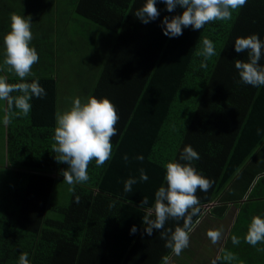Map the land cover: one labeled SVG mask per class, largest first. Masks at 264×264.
Returning <instances> with one entry per match:
<instances>
[{"label": "trees", "instance_id": "16d2710c", "mask_svg": "<svg viewBox=\"0 0 264 264\" xmlns=\"http://www.w3.org/2000/svg\"><path fill=\"white\" fill-rule=\"evenodd\" d=\"M145 3L70 4L82 22L80 30L96 35L98 44L92 53L86 48L90 35L80 39L89 59L98 61L96 78L80 93L84 98H108L120 117L111 141L112 159L101 167L93 160L89 181L76 184L74 192L64 182L67 165L58 163V154L52 151L55 117L63 103L55 59L47 66L38 62L41 68L34 69L40 73L26 81L8 78L9 83L38 78L47 95L34 97L29 115L13 116L5 127L0 148V264H18L24 252L30 264H164L163 257L173 253L158 230L151 236L145 233V210L139 205L145 196L148 206L154 205L155 192L166 186L165 165L179 161L188 145L200 156L193 161L197 171L213 181L207 192L196 193L201 212L193 217L199 224L192 232L189 255L197 258V247L206 256L205 245L211 255L215 253L209 264L214 260L219 264L217 257L226 252L237 257L231 264H264L260 250L264 243L253 247L244 239L252 217L264 218V86L237 83L235 61L247 62L248 53H236L234 43L252 34L264 41V0H247L230 21H213L200 30L189 26L175 38L163 34L162 21L184 9L178 6L170 13L158 0L159 17L143 24L135 12ZM52 21L45 22L43 32H49L45 44L55 56L53 49H67L78 38L64 34L70 30L66 22ZM7 23L1 22L0 33L7 31ZM205 37L213 41L217 53L207 61L197 55ZM4 106L3 114L5 101ZM140 155L143 161L136 159ZM141 168L149 180L126 193L124 182L130 177L139 181ZM57 187L65 192L59 193ZM177 224L182 227L183 221L170 219L165 229L174 230ZM133 226L137 231L130 234ZM217 228H223V236L212 244L207 231ZM232 236L239 237L238 245Z\"/></svg>", "mask_w": 264, "mask_h": 264}, {"label": "clouds", "instance_id": "9594fccd", "mask_svg": "<svg viewBox=\"0 0 264 264\" xmlns=\"http://www.w3.org/2000/svg\"><path fill=\"white\" fill-rule=\"evenodd\" d=\"M158 0H146V3L135 12V16L143 23L148 24L155 21L159 15L156 7ZM166 5V11L173 12L178 6L184 11L181 15L164 17L162 21L163 34L169 38L179 37L183 29L191 26L194 30L202 29L206 24L213 21H230L233 12L247 4V0H159ZM32 17L11 15L10 31L4 36V60L3 65L8 71L14 72L21 81H26L29 76H34L32 67L38 63L39 55L32 46L33 33ZM236 53H248V61L236 60L235 68L238 70L239 81L253 87L264 86V65L260 60L264 57V41L258 34L247 37H238L235 40ZM203 48L197 55L203 56L204 61L215 56V45L213 41L205 37L202 40ZM206 68L205 62L201 63ZM0 66V72L4 71ZM13 93H19L13 95ZM47 95L45 89L40 85L39 79H33L31 83H9L5 75H0V101H5L7 108L3 116L5 126L12 123L13 116H28L32 104L30 101L35 97L42 99ZM16 109L18 111H13ZM116 106L108 99H97L94 96L87 98L76 97L72 101L70 109L56 114V126L54 129L52 151L58 155L55 159L58 163L67 165L63 171L64 182L71 185L69 191L74 192V186L89 181V165L95 160L96 166L101 167L110 161L113 156L112 138L117 135L116 125L119 122ZM259 134V130H258ZM125 162L128 156L123 157ZM143 161L142 155L136 157ZM200 159L199 154L192 146H185L180 154L179 161L168 162L165 165L166 175L164 180L166 186H160L155 192L154 205L148 206V197H143L139 207L145 210L143 216L144 231L151 236L153 230L160 232V238L165 240V247L171 249L172 253L180 256L183 250L190 245V233L199 224V220L193 223V217L201 212L200 199L197 191L207 192L213 181L199 173L193 165V161ZM139 181L128 178L124 182V191L132 192V186L138 182H147L149 176L141 168L139 170ZM79 196L76 202L79 203ZM131 203V202H130ZM114 202L109 205L113 207ZM154 215V219L151 217ZM183 221V226L165 229L169 220ZM137 228L133 226L130 234H135ZM223 236V228L210 229L207 237L212 244H217ZM245 242L255 247L258 243H264V218L253 216L245 236ZM232 243L238 245L240 239L232 236ZM264 251V249H260ZM29 254L21 253L18 264H30ZM169 257H163L164 264H169ZM227 261L231 264L237 257L226 252L217 260ZM212 264H216L214 260ZM242 264V262H241Z\"/></svg>", "mask_w": 264, "mask_h": 264}, {"label": "rangeland", "instance_id": "374dc122", "mask_svg": "<svg viewBox=\"0 0 264 264\" xmlns=\"http://www.w3.org/2000/svg\"><path fill=\"white\" fill-rule=\"evenodd\" d=\"M73 1L74 0H0V24L3 21L8 22L6 26L7 31L3 34L2 32L0 33V66H3L5 69L4 71L0 72V75H5L7 78H18L14 72L8 71L7 66L3 65L5 54L3 38L11 30V15L13 13L24 16L30 15L35 26H32L31 28L33 33L32 46H38V62H44V65L47 66V64H50L51 59H55L54 64L56 65V71L58 75L60 74L62 77V79L60 77L58 80V91L60 95L59 98L61 99L60 102H63L59 103L61 110L60 112L70 109L74 98H84V94L80 93V91H83L81 89H83L84 86H88L90 79L96 78L95 69L98 62L89 59L87 50L81 46L80 39L83 37V35H90L89 45L86 47L89 49V52L93 53L98 44L96 41V35L91 33L87 34L80 30L79 21L81 22V20L76 18L72 9H70V4H72ZM51 18L56 19V21L66 22L67 25H70V30L65 31L64 34L70 35L71 38L72 34L74 33L78 38L74 39L73 45L68 46L67 49L59 48V51L53 49L55 56L50 53L48 45L45 44V37L49 36V32H43L45 22L46 25L53 23V19ZM58 34H62V32H58ZM42 41L44 42L41 43ZM53 42H55V38H53ZM36 64H34L32 67V72L34 75L40 73L39 69H34L35 66L41 68ZM78 75L82 76L83 78H79ZM4 107V101H0V148L1 146L3 147L5 139L4 135L6 126L3 124ZM57 188L58 189H56V191H59V193L63 191L65 192L63 188ZM201 246L202 245H199V247ZM203 251L207 253L206 256H203L204 254L199 248L196 247V255L198 260L195 261V264H209L211 258H213L215 254L214 253L211 255L209 250L206 249L205 245L203 246ZM173 264L178 263L174 262ZM219 264H228V262L221 259Z\"/></svg>", "mask_w": 264, "mask_h": 264}, {"label": "crops", "instance_id": "0c3cea01", "mask_svg": "<svg viewBox=\"0 0 264 264\" xmlns=\"http://www.w3.org/2000/svg\"><path fill=\"white\" fill-rule=\"evenodd\" d=\"M207 209V208H206ZM193 233H190V245L188 248H190L191 243H193ZM195 238V237H194ZM197 239V238H196ZM169 263L173 264L174 262H177L178 264H195V261L198 260V258L192 257L189 255V252L187 251V248L183 250L180 256H176L174 253L169 256ZM189 259V260H188Z\"/></svg>", "mask_w": 264, "mask_h": 264}]
</instances>
